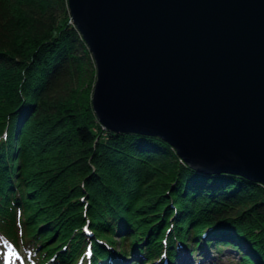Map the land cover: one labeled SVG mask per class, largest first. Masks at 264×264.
I'll return each instance as SVG.
<instances>
[{"label":"trees","instance_id":"1","mask_svg":"<svg viewBox=\"0 0 264 264\" xmlns=\"http://www.w3.org/2000/svg\"><path fill=\"white\" fill-rule=\"evenodd\" d=\"M44 2L0 0V238L43 264L226 244L239 264H264V182L197 170L158 134L103 127L77 93L94 63L68 1Z\"/></svg>","mask_w":264,"mask_h":264},{"label":"water","instance_id":"2","mask_svg":"<svg viewBox=\"0 0 264 264\" xmlns=\"http://www.w3.org/2000/svg\"><path fill=\"white\" fill-rule=\"evenodd\" d=\"M110 129L154 133L204 172L264 182V0H68Z\"/></svg>","mask_w":264,"mask_h":264},{"label":"rangeland","instance_id":"3","mask_svg":"<svg viewBox=\"0 0 264 264\" xmlns=\"http://www.w3.org/2000/svg\"><path fill=\"white\" fill-rule=\"evenodd\" d=\"M45 2H46V0H45ZM67 4H68V2H67ZM22 34H25V30H24V32L20 33V35H22ZM91 54H92V52H91ZM92 57H93L92 59H93V63H94V70L93 71L88 70V72L83 73L79 77V80H77L78 81L77 85H78V90H79L77 93H79V95H83L84 93H86V91L83 92L84 89L86 88L90 93H88V91H87L85 98L91 99V101H92L94 81L96 78L95 59H94L93 54H92ZM93 112L96 114L94 108H93ZM103 127H106V126L103 124ZM178 154H180V153L178 152ZM181 159H183V162L184 161L186 162V160L184 159L183 156L181 157ZM116 236H119V234H116ZM209 251L212 254L210 256V258H213L214 260H218V261L216 263L211 261L208 264H239L238 257L241 253V250H239V248L237 246H232V245L230 246V245L226 244V245H224V248L222 250H217V249L213 250L212 248H210ZM186 253H188V256L191 258V260H194V261L198 260V259L195 260L191 256L193 253H191V255H190L189 249H186ZM140 264H142V263H140Z\"/></svg>","mask_w":264,"mask_h":264},{"label":"bare ground","instance_id":"4","mask_svg":"<svg viewBox=\"0 0 264 264\" xmlns=\"http://www.w3.org/2000/svg\"><path fill=\"white\" fill-rule=\"evenodd\" d=\"M69 6V5H68ZM72 17V16H71ZM72 21L74 22V24L77 26V28L79 29V31H80V33L82 34V36L84 37V34H83V31L81 30V28L77 25V22L75 21V19L72 17ZM85 39V38H84ZM85 41H86V39H85ZM87 43V42H86ZM88 47H89V45H88ZM89 49H90V47H89ZM90 51H91V49H90ZM92 52V51H91ZM95 66H96V74H97V65H96V61H95ZM92 106H93V103H92ZM93 108H94V106H93ZM95 110V109H94ZM96 112V111H95ZM98 118V117H97ZM99 119V118H98ZM100 120V119H99ZM114 131V130H113ZM143 134V133H142ZM175 146V145H174ZM175 148H176V146H175ZM176 150H177V148H176ZM211 173V172H210ZM183 260L185 261V262H190L191 260H190V257H188V253H186V256L184 255V257H183ZM201 262V261H200ZM202 263V262H201ZM199 264V263H198Z\"/></svg>","mask_w":264,"mask_h":264}]
</instances>
